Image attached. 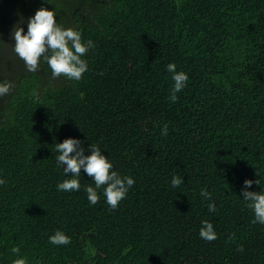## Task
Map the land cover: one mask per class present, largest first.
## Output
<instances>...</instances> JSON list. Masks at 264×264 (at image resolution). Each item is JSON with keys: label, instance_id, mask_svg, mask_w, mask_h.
I'll return each instance as SVG.
<instances>
[{"label": "trees", "instance_id": "1", "mask_svg": "<svg viewBox=\"0 0 264 264\" xmlns=\"http://www.w3.org/2000/svg\"><path fill=\"white\" fill-rule=\"evenodd\" d=\"M43 5L96 45L82 80L16 59L12 31ZM169 63L189 77L175 103ZM4 82L0 264L18 258L13 246L27 264H264V225L241 195L246 179L264 192V0H0ZM66 138L134 179L116 210L103 187L89 203L83 169L79 191L57 190L70 178L55 159ZM204 220L212 242L199 236ZM57 230L69 245L49 242Z\"/></svg>", "mask_w": 264, "mask_h": 264}, {"label": "clouds", "instance_id": "2", "mask_svg": "<svg viewBox=\"0 0 264 264\" xmlns=\"http://www.w3.org/2000/svg\"><path fill=\"white\" fill-rule=\"evenodd\" d=\"M55 3L51 2V5ZM30 14V13H29ZM26 18L12 31L14 41L13 51L17 55L16 59L22 64L24 62L29 72L35 73L40 68L41 60L46 62L51 70V79L56 80L64 77L70 81H80L84 74L89 71L88 63L83 57L91 53V49L96 45L88 40L82 42L81 33L72 28H63L59 26L58 19L53 8L48 10L43 5L39 8L34 16ZM167 71L172 73L173 85L169 100L175 103L178 100L177 93L181 92L187 84L188 75L183 71H176V65L169 63ZM103 75V73H101ZM10 82L0 84V97L10 94L13 89ZM34 96L38 93L33 92ZM168 134V127L165 124L161 129V135ZM82 141L74 138H66L61 143H56V152L59 153L55 159L58 167L63 168L65 179L57 185L58 191L74 192L80 190L79 177L81 169L94 182L95 187L86 183L85 192L91 205L99 202L100 196L97 189L103 187V195L109 206V211L116 210L120 202L127 196L130 188L135 181L130 176H121L113 171L112 163L101 149L95 145H88L90 154L85 155V148L82 147ZM6 181L0 179V185ZM183 183L179 175L172 177L171 185L178 188ZM241 195L246 202L245 206L253 213V224L264 225V192L248 191L253 183L259 185V180H245ZM200 195L206 199H211V193L201 189ZM208 211L215 213L216 206L214 203L207 205ZM200 238L207 242H212L218 238L213 224L208 220L202 221V227L199 230ZM49 242L56 246H66L71 243V238L62 231L57 230L49 237ZM10 251L18 258L12 261V264H27L26 257H19L20 248L13 246ZM238 251H243L242 246Z\"/></svg>", "mask_w": 264, "mask_h": 264}]
</instances>
